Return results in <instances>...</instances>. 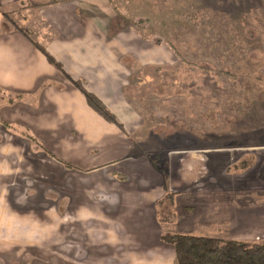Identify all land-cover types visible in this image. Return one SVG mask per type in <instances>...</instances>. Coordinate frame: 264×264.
<instances>
[{"label":"crops","instance_id":"obj_1","mask_svg":"<svg viewBox=\"0 0 264 264\" xmlns=\"http://www.w3.org/2000/svg\"><path fill=\"white\" fill-rule=\"evenodd\" d=\"M192 1L227 8L226 0ZM168 3L0 0V264H175L167 233L264 240V159L240 168L249 153H230L264 146L170 150L168 189L143 149L150 141L140 130L159 124L157 101L181 96V78L170 75L180 65L176 47L143 29L167 17ZM66 73L121 126L93 109ZM208 77L207 84H224L225 77ZM209 90L208 102L222 101V88ZM256 115L253 128L261 127Z\"/></svg>","mask_w":264,"mask_h":264},{"label":"rangeland","instance_id":"obj_2","mask_svg":"<svg viewBox=\"0 0 264 264\" xmlns=\"http://www.w3.org/2000/svg\"><path fill=\"white\" fill-rule=\"evenodd\" d=\"M167 2V9L174 8L168 11L170 19L149 20L143 29L155 41L163 40L176 47L180 65L170 75L181 78L180 86H175L181 96L169 102L146 101L148 107L156 103L159 108L155 119L159 124L157 128L140 130L139 137L150 141L143 149L149 157L157 155L164 160L166 152L194 145L236 142L264 146V0H226L227 8L222 11H212L210 6L192 0ZM211 75L225 77L224 84H207L204 79ZM234 77L239 79L233 80ZM204 87L211 94L222 88V101L208 102ZM145 92L150 94L152 90ZM216 105L217 110L212 108ZM254 115L260 118L259 128L251 126L258 119ZM210 120L212 126L206 128ZM230 153L235 158L249 153L237 161L240 168H246L257 156L264 159V147ZM258 182L264 187V174Z\"/></svg>","mask_w":264,"mask_h":264},{"label":"trees","instance_id":"obj_3","mask_svg":"<svg viewBox=\"0 0 264 264\" xmlns=\"http://www.w3.org/2000/svg\"><path fill=\"white\" fill-rule=\"evenodd\" d=\"M4 15L13 27L31 38L27 27L19 25L11 18L9 13L5 12ZM34 43L45 53L51 63L63 70L60 62L37 42L34 41ZM66 77L83 92L88 104L93 109L107 121L121 126L114 113L108 109L100 98L88 91L81 81L74 80L67 73ZM150 159L154 167L162 173L165 188L168 189L169 170L165 161L157 155H150ZM163 239L174 246L175 264H264V243H245L216 237L171 233L164 234Z\"/></svg>","mask_w":264,"mask_h":264}]
</instances>
